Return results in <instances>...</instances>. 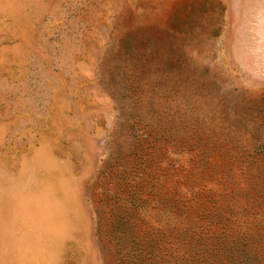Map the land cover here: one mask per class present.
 Returning a JSON list of instances; mask_svg holds the SVG:
<instances>
[{
	"label": "rangeland",
	"instance_id": "obj_1",
	"mask_svg": "<svg viewBox=\"0 0 264 264\" xmlns=\"http://www.w3.org/2000/svg\"><path fill=\"white\" fill-rule=\"evenodd\" d=\"M0 264H264V0H0Z\"/></svg>",
	"mask_w": 264,
	"mask_h": 264
}]
</instances>
